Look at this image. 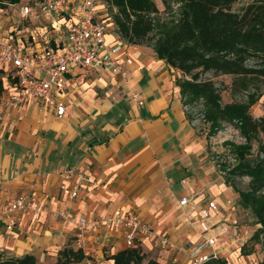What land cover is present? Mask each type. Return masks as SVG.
Returning <instances> with one entry per match:
<instances>
[{
	"label": "crops",
	"instance_id": "obj_1",
	"mask_svg": "<svg viewBox=\"0 0 264 264\" xmlns=\"http://www.w3.org/2000/svg\"><path fill=\"white\" fill-rule=\"evenodd\" d=\"M107 39L122 41L117 33ZM124 51L133 61L125 66L127 78L109 68L69 71L63 117L37 102L0 115V251L58 264L61 249L80 247L79 219L108 218L122 209L151 226L154 234L143 250L161 264H198L192 252L214 237L218 242L198 257L259 264L264 251L252 240L259 225L236 189H247L250 177L240 185V178L228 181L219 173L216 147L185 108L176 82L181 72L152 47L125 43ZM9 83L0 65V94ZM69 167L81 184L74 198L62 188L71 182L59 176ZM28 193L46 204L45 211L38 222L14 214L16 225L8 229L7 203ZM185 197L189 202L182 206ZM212 201L218 213L211 210L206 232L197 222ZM59 210L69 215L59 216ZM163 237L168 245L161 244ZM83 246L91 249L94 264H113L105 253L127 248L123 233L104 227L90 232Z\"/></svg>",
	"mask_w": 264,
	"mask_h": 264
},
{
	"label": "trees",
	"instance_id": "obj_2",
	"mask_svg": "<svg viewBox=\"0 0 264 264\" xmlns=\"http://www.w3.org/2000/svg\"><path fill=\"white\" fill-rule=\"evenodd\" d=\"M22 0H0V8ZM116 8L114 28L119 39L130 45L152 47L160 59L179 70L176 79L185 105L203 104L208 136L224 127L236 126L245 143L227 142L238 162L224 168L227 178L250 177L247 189H237L241 205L249 209L259 228L252 240L264 251V143L252 158L253 140L264 130V117H255L251 108L260 96L248 94L246 101L224 103L221 88L208 77L231 75L234 89L260 88L264 83V0H251L240 10L239 0H106ZM257 91V90H256ZM191 119L192 114H190ZM246 254V253H245ZM113 264H161L140 247H127L107 254ZM89 259L81 247L66 246L58 253V264H78ZM0 264H41L37 257L0 251ZM204 264H227L224 258H211ZM259 264H264V258Z\"/></svg>",
	"mask_w": 264,
	"mask_h": 264
},
{
	"label": "built area",
	"instance_id": "obj_3",
	"mask_svg": "<svg viewBox=\"0 0 264 264\" xmlns=\"http://www.w3.org/2000/svg\"><path fill=\"white\" fill-rule=\"evenodd\" d=\"M19 8L20 18L6 32L0 33V65L8 71L9 86L0 94V115L7 109H14L37 102L46 108L54 109L57 117L66 114L69 71L76 67L86 70L109 68L114 74L127 78L126 65L132 64V58L124 51L125 41L114 39L108 42L110 29L114 27L113 14L116 8L106 0H22L12 5ZM140 105L144 102L140 101ZM190 111V106L185 105ZM204 117V116H203ZM197 120L193 121L196 124ZM219 173L226 176L227 170L218 163ZM63 180L71 182L68 187L72 198L81 189L80 180H76V170L72 167L59 172ZM187 197L180 201L184 206ZM46 204L35 193H28L11 199L5 208L9 218L8 229L16 225L14 214L33 216L38 222ZM217 211L215 202H209V209L203 210L202 219L197 223L207 232L210 227L205 223ZM59 216L69 215L68 210L58 212ZM104 227L109 232L123 233L127 247L143 248L146 238L154 234L151 226L133 212L117 209L110 217L88 220L79 219V243L88 264L93 263L91 249L84 247L86 236ZM223 226L221 233L228 232ZM161 244L168 245L169 240L161 238ZM217 238L204 239L193 252L197 263L204 264L211 257H198L201 249L213 246ZM214 254L213 257H216Z\"/></svg>",
	"mask_w": 264,
	"mask_h": 264
},
{
	"label": "rangeland",
	"instance_id": "obj_4",
	"mask_svg": "<svg viewBox=\"0 0 264 264\" xmlns=\"http://www.w3.org/2000/svg\"><path fill=\"white\" fill-rule=\"evenodd\" d=\"M251 0H239L236 4L233 5L234 10H240L244 5H246ZM159 7L163 10L164 6L160 0H156ZM20 18V12L18 7L9 6L6 9L0 8V31H7L11 26H13ZM110 33H116L115 28L110 29ZM208 77H211L221 88L222 100L224 103L232 101H246L248 99L249 93H254L260 96L258 102L251 108V112L255 117H264V83H260V88L252 86L249 90L234 89L233 87V76L231 75H219L213 76V74H208ZM257 90V91H256ZM190 106V114H192L193 120H197V127L200 131L207 133L209 132V123L204 120L203 117V104L197 103ZM208 139L213 142L212 145L216 147L215 154L217 156L218 162L224 167L227 165H235L238 162L237 156L234 154L233 149L227 142L235 143H245V138L241 135L239 129L234 125L227 124L224 129L219 132L218 135L209 137ZM260 142L264 143V130L260 132L259 139L253 140V151L252 158L256 157L258 154V147ZM227 177V176H225ZM240 185H243V182H247L246 178L239 177ZM232 179V177H230ZM255 246L252 247L254 249ZM247 249H251V246H248ZM105 259H108V256L105 255ZM87 264V262L85 263Z\"/></svg>",
	"mask_w": 264,
	"mask_h": 264
}]
</instances>
